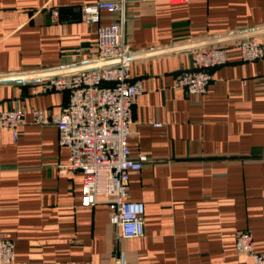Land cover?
Instances as JSON below:
<instances>
[{
    "label": "crops",
    "instance_id": "crops-1",
    "mask_svg": "<svg viewBox=\"0 0 264 264\" xmlns=\"http://www.w3.org/2000/svg\"><path fill=\"white\" fill-rule=\"evenodd\" d=\"M96 1L0 0V75L93 59L96 26L53 23L47 10ZM123 1L130 76L142 87L126 143L148 159L128 183L144 205L143 235L122 239L106 205H81L82 175L59 168L68 149L56 128L33 123L68 94L43 92L35 77L1 80L0 111L24 114L16 141L0 131V237L14 244L12 264H252L235 239L248 230L264 254V60L243 63L230 47L204 95L174 82L190 67L189 45L264 26V0ZM100 16L101 25L118 19Z\"/></svg>",
    "mask_w": 264,
    "mask_h": 264
},
{
    "label": "built area",
    "instance_id": "built-area-1",
    "mask_svg": "<svg viewBox=\"0 0 264 264\" xmlns=\"http://www.w3.org/2000/svg\"><path fill=\"white\" fill-rule=\"evenodd\" d=\"M175 1L185 3L188 0ZM102 11L118 15V19L101 25ZM123 11V0H99L82 5L74 12L70 9V13L67 9H48L53 23L77 19L96 26L94 58L58 67L1 74L0 83L1 80L32 81L35 77L43 92L68 94L67 103L59 112L34 111L33 123L56 128L58 145L68 149V161L59 168L82 175L81 205H106L108 224L120 238L133 239L144 232V205L129 199L128 183L130 176L138 173L148 159L144 155L132 158L126 143L133 123L132 106L142 93V87L140 80H131L129 70L135 53L125 40ZM207 40L185 49L189 53L190 67L179 72L174 82L175 87L189 96L206 93L212 79L211 71L227 63L230 47L236 49L243 63L264 60V26L214 34ZM22 125L21 109L0 111V131L9 130L14 141ZM235 251L238 256L249 257L252 264H264V254L255 251L248 230L237 233ZM13 262L14 244L0 237V264Z\"/></svg>",
    "mask_w": 264,
    "mask_h": 264
}]
</instances>
